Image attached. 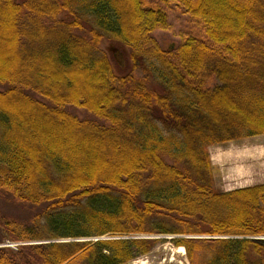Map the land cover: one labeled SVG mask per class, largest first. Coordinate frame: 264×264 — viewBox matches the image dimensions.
<instances>
[{
  "label": "trees",
  "instance_id": "trees-1",
  "mask_svg": "<svg viewBox=\"0 0 264 264\" xmlns=\"http://www.w3.org/2000/svg\"><path fill=\"white\" fill-rule=\"evenodd\" d=\"M0 86V197L46 206L0 209L23 244L0 264H129L156 234L190 264H264V184L217 192L209 155L264 135V0H0Z\"/></svg>",
  "mask_w": 264,
  "mask_h": 264
},
{
  "label": "rangeland",
  "instance_id": "rangeland-1",
  "mask_svg": "<svg viewBox=\"0 0 264 264\" xmlns=\"http://www.w3.org/2000/svg\"><path fill=\"white\" fill-rule=\"evenodd\" d=\"M22 1V0H19ZM170 22L172 23V31H156L154 37L164 48H168L172 44H178L179 33L184 27V22L186 17L183 15V10L175 9L174 12L170 13L169 16ZM102 49L108 53L112 62L116 64L117 68L120 70H125L128 68L130 61L128 57V52L125 50L119 49L115 46H112L108 42H104ZM1 90H4L5 87L0 86ZM70 113L77 116L81 120L84 119H94L89 113L85 110H80L76 108L67 109ZM216 146V147H215ZM209 148V155L212 161V158H219L227 152L239 153L243 152L244 148H264V135L254 138H248L240 141H235L231 143H226L222 145H215ZM264 160V159H263ZM213 166V178H214V187L217 192H229L238 190L242 187H252L255 186V183L262 181L259 173L250 174L247 177L239 176L236 172V165L230 162H221L217 166ZM250 166V164H248ZM250 169L251 167H247ZM264 178V177H263ZM259 179V180H258ZM243 189V188H242ZM46 206L42 207H30L20 202L13 201L7 197H0V209L6 215L13 216L14 218L21 220L23 222L31 223L36 217H42L41 222H43L44 211ZM43 212V213H42ZM45 216V215H44ZM36 218V219H37ZM32 220V221H31ZM120 237L115 236H103V237H93V238H79V239H65V242H92L96 244L99 241L105 240H114ZM129 238V237H124ZM130 238H147L154 239L158 241L155 249L145 256L138 257L129 264H190L186 249L184 247H178L173 244V240L181 239V236L173 235H138ZM10 244H15L9 240H5L0 244L1 247H5L8 250L14 251L12 247H8ZM180 249H184V252H181Z\"/></svg>",
  "mask_w": 264,
  "mask_h": 264
},
{
  "label": "crops",
  "instance_id": "crops-1",
  "mask_svg": "<svg viewBox=\"0 0 264 264\" xmlns=\"http://www.w3.org/2000/svg\"><path fill=\"white\" fill-rule=\"evenodd\" d=\"M220 159L221 161L219 162V158H216V159L212 158V165L216 164L218 166L219 163L221 162H225V163L230 162L236 165V168H237L236 172L237 174H239V176L247 177L250 174H253V172L259 173L261 177L259 179H262V181L255 183V186L264 184V178H263L264 177V160H263L264 159V148L252 147L250 149V148L245 147L243 152L241 151L239 153L227 152ZM248 164H250V166H248ZM247 167H251V170L246 169ZM248 187H242V188L244 189Z\"/></svg>",
  "mask_w": 264,
  "mask_h": 264
},
{
  "label": "built area",
  "instance_id": "built-area-1",
  "mask_svg": "<svg viewBox=\"0 0 264 264\" xmlns=\"http://www.w3.org/2000/svg\"><path fill=\"white\" fill-rule=\"evenodd\" d=\"M18 246H19V244H10V245H8V247H12L14 250H17Z\"/></svg>",
  "mask_w": 264,
  "mask_h": 264
},
{
  "label": "bare ground",
  "instance_id": "bare-ground-1",
  "mask_svg": "<svg viewBox=\"0 0 264 264\" xmlns=\"http://www.w3.org/2000/svg\"><path fill=\"white\" fill-rule=\"evenodd\" d=\"M181 252H184V249H180Z\"/></svg>",
  "mask_w": 264,
  "mask_h": 264
},
{
  "label": "water",
  "instance_id": "water-1",
  "mask_svg": "<svg viewBox=\"0 0 264 264\" xmlns=\"http://www.w3.org/2000/svg\"><path fill=\"white\" fill-rule=\"evenodd\" d=\"M262 240H264V238H261ZM261 239H258V240H261Z\"/></svg>",
  "mask_w": 264,
  "mask_h": 264
}]
</instances>
